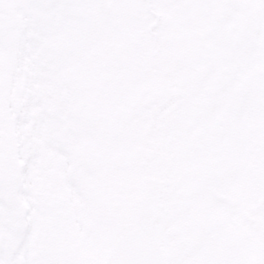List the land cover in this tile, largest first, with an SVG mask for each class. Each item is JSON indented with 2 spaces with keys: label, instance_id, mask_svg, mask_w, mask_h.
Returning a JSON list of instances; mask_svg holds the SVG:
<instances>
[{
  "label": "snow or ice",
  "instance_id": "1",
  "mask_svg": "<svg viewBox=\"0 0 264 264\" xmlns=\"http://www.w3.org/2000/svg\"><path fill=\"white\" fill-rule=\"evenodd\" d=\"M0 264H264V0H0Z\"/></svg>",
  "mask_w": 264,
  "mask_h": 264
}]
</instances>
